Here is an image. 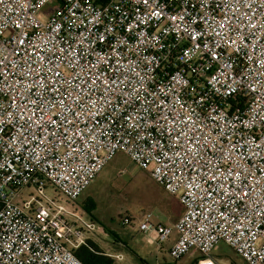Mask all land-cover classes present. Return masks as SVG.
<instances>
[{"label":"built area","instance_id":"1","mask_svg":"<svg viewBox=\"0 0 264 264\" xmlns=\"http://www.w3.org/2000/svg\"><path fill=\"white\" fill-rule=\"evenodd\" d=\"M54 3L0 0V264H85L78 199L119 153L183 206L149 245L264 264V0Z\"/></svg>","mask_w":264,"mask_h":264},{"label":"rangeland","instance_id":"2","mask_svg":"<svg viewBox=\"0 0 264 264\" xmlns=\"http://www.w3.org/2000/svg\"><path fill=\"white\" fill-rule=\"evenodd\" d=\"M54 2L51 0L43 10L44 17L52 13ZM87 201L96 205L92 219L97 227L89 238L103 252L113 257L123 255L122 261L114 259L113 264H155L156 258L167 264H197L198 253L175 261L168 251V242L160 250L161 246L149 245L147 235L139 232L138 226L147 213L152 214L155 224H173L178 201L125 154H117L102 169L77 204L82 207ZM214 256L219 264H246L225 244L215 250Z\"/></svg>","mask_w":264,"mask_h":264},{"label":"trees","instance_id":"3","mask_svg":"<svg viewBox=\"0 0 264 264\" xmlns=\"http://www.w3.org/2000/svg\"><path fill=\"white\" fill-rule=\"evenodd\" d=\"M86 213L92 216L96 205L92 201H87L82 207ZM76 256L85 264H113V260L104 255V252L94 245L92 241H88L87 246H82L76 251Z\"/></svg>","mask_w":264,"mask_h":264},{"label":"crops","instance_id":"4","mask_svg":"<svg viewBox=\"0 0 264 264\" xmlns=\"http://www.w3.org/2000/svg\"><path fill=\"white\" fill-rule=\"evenodd\" d=\"M177 201H178V207H177V209H176V211H175V220H174L173 224H171V225H169V224H163V223H160V224H162V225H166V226H173V225L179 220V218H180L181 215L183 214V206L181 205V203H180V201L178 200V198H177ZM83 205H84V203H82V207H83ZM78 206H79V204H78ZM79 207H80V206H79ZM82 207H80V208L84 211L86 218L89 219V217H90V220L94 221V220L92 219V216H90L88 213H86V211H85ZM176 239H177V233H176V232H173V234L171 235L170 240L168 241V251L170 250L171 246L173 245V243L175 242ZM90 241H92V240L90 239ZM92 242H93V241H92ZM94 245H95V244H94ZM95 246H96V245H95ZM164 246H165V245L163 244V245L161 246L160 250H162ZM97 247H98V246H97ZM104 255H105V256H108V257H110L112 260H114V257H113L112 254H110V253H105V252H104ZM122 256H123V255H122ZM145 264H148V263L146 262ZM155 264H167V263L165 262V260H164V262H163V261H160L159 259L156 258V262H155Z\"/></svg>","mask_w":264,"mask_h":264},{"label":"snow or ice","instance_id":"5","mask_svg":"<svg viewBox=\"0 0 264 264\" xmlns=\"http://www.w3.org/2000/svg\"><path fill=\"white\" fill-rule=\"evenodd\" d=\"M52 123H54V121H52Z\"/></svg>","mask_w":264,"mask_h":264}]
</instances>
